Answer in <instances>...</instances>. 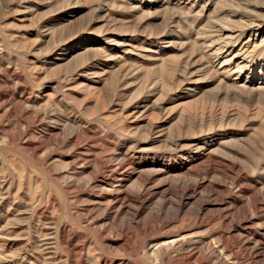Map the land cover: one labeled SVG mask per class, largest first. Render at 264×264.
<instances>
[{
	"label": "rangeland",
	"instance_id": "1",
	"mask_svg": "<svg viewBox=\"0 0 264 264\" xmlns=\"http://www.w3.org/2000/svg\"><path fill=\"white\" fill-rule=\"evenodd\" d=\"M263 17L0 0V264H264V55H214Z\"/></svg>",
	"mask_w": 264,
	"mask_h": 264
},
{
	"label": "bare ground",
	"instance_id": "2",
	"mask_svg": "<svg viewBox=\"0 0 264 264\" xmlns=\"http://www.w3.org/2000/svg\"><path fill=\"white\" fill-rule=\"evenodd\" d=\"M260 20L261 19L253 20L251 23L249 22V24H246V26H244L243 28L233 29V28H230L229 26H227V28H222V30L220 31L221 32L220 35L222 36V39L224 40L225 43L222 44L221 48H218L216 53H214L215 50L213 51L218 61L216 64L219 63L218 65L220 66L219 67L220 70H224L227 72L232 69L234 70L235 68L234 73L237 74V77L243 76L246 70H250V76H253L252 77L253 79L251 80H255L257 78L256 69H259L258 61H255L252 63L253 60L250 61V59L255 54L257 55L262 54L260 58H262L264 55V30L262 29L264 25V21H260ZM245 38L247 40H245ZM259 46L261 47V49L258 51V48H260ZM251 47H252V50L250 51ZM224 54L230 55V57L224 61H221ZM240 55L244 56V59L236 63V65L232 67L233 61L235 60V58H237ZM260 69L261 70L259 74L264 75V64H263V67H261ZM225 75L227 74H224V76ZM115 176L118 178L120 175L119 176L115 175ZM177 243L178 241H173V242L164 243V244L162 243L159 247L164 248L165 246H170L174 244L176 245Z\"/></svg>",
	"mask_w": 264,
	"mask_h": 264
}]
</instances>
